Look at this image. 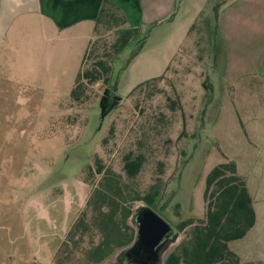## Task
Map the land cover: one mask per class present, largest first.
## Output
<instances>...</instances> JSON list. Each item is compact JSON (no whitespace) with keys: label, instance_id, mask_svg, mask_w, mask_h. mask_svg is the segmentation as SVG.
Returning a JSON list of instances; mask_svg holds the SVG:
<instances>
[{"label":"rangeland","instance_id":"rangeland-1","mask_svg":"<svg viewBox=\"0 0 264 264\" xmlns=\"http://www.w3.org/2000/svg\"><path fill=\"white\" fill-rule=\"evenodd\" d=\"M231 1L182 0L174 37L197 24L177 56L163 36L168 25L142 27L147 46L129 64L138 41L110 57L116 29L103 27L83 69L106 60L109 80H85L79 99L72 97L81 66L71 42L44 36L36 14L10 18L0 3V264H125L119 254L133 241L101 262L91 256L102 237L88 202L104 176L119 180L132 212L146 203L134 198L159 183L154 208L176 227L206 219V177L225 155L238 161L257 214L230 247L242 262L264 264V139L253 133L256 120L226 105L220 87L215 15ZM10 23L21 30L12 42ZM130 153L145 157L135 177L124 169ZM192 226L180 230L165 259Z\"/></svg>","mask_w":264,"mask_h":264},{"label":"trees","instance_id":"trees-1","mask_svg":"<svg viewBox=\"0 0 264 264\" xmlns=\"http://www.w3.org/2000/svg\"><path fill=\"white\" fill-rule=\"evenodd\" d=\"M218 15V13L215 15L216 21ZM127 22L125 11L117 3L113 0L103 1L94 25L93 39L84 55L72 97L79 99L82 96L85 80L94 82L103 77L109 80L112 64L106 60L97 61L93 68L83 69L85 58L95 42L94 38L101 34L103 27L113 26L116 29L117 37L112 44L113 51L109 54L110 57L118 54L132 40H136L138 45L128 60L129 64L144 48L146 44L144 32L138 27H126ZM206 22L208 23L209 20ZM195 26L196 24L192 30ZM203 84L205 88L209 85L207 81ZM144 161L145 157L142 154L126 155L124 169L128 176H137L143 168ZM103 170L104 166L98 165L97 172L102 173ZM160 194V184L156 183L146 194H139L134 199L144 200L155 207ZM122 197L123 191L119 180L104 176L101 187L88 202L93 210L90 224L97 227L102 237L91 254L97 262L103 261L117 248L125 247L134 240L135 230L129 222L133 212L130 207L122 203ZM204 198L208 202L206 219L196 223L195 218H188L176 224L179 230L193 225L190 238L169 253L165 264H246L231 249L230 243L248 234L256 224L257 214L246 180L238 173L234 160L228 159L217 164L207 174ZM163 208L161 210H164ZM79 225L86 228L83 218L79 221Z\"/></svg>","mask_w":264,"mask_h":264},{"label":"crops","instance_id":"crops-1","mask_svg":"<svg viewBox=\"0 0 264 264\" xmlns=\"http://www.w3.org/2000/svg\"><path fill=\"white\" fill-rule=\"evenodd\" d=\"M103 1L0 0V3L9 9L10 18L38 15L39 27L43 35L52 34L58 40L71 42L72 51H78L75 52L77 56L74 64L77 66V59H79L82 66L84 55L93 39L94 25ZM113 1L125 11L128 17L126 27L141 29L168 25L163 36L168 33L166 36L171 38V52H174L173 55L176 56L182 50L181 43L190 37L192 27L197 24V22L186 24L182 36L174 37L176 31L172 27V22L180 14L182 0ZM226 6L220 8L215 22L219 45L217 60L224 82L220 87L223 97H226V105L234 107L231 110L235 113L237 111L238 116L240 114L249 116L247 121L256 120L258 125L255 126L253 133L257 135L256 137L260 136L259 138L264 139V0H233ZM202 11L200 7L196 9L197 19H200ZM171 27L173 29H169ZM141 31L143 32L142 29ZM20 32L19 28H14L10 23L11 42ZM147 43L146 40L142 50L146 48ZM176 56L173 57L176 58ZM51 58L54 56L52 55ZM246 131L249 132L250 137L251 131L248 128ZM225 157L226 160L232 159L227 155ZM232 160L236 162L238 169V161ZM238 173L242 175L239 169ZM247 186L253 198L248 183Z\"/></svg>","mask_w":264,"mask_h":264},{"label":"water","instance_id":"water-1","mask_svg":"<svg viewBox=\"0 0 264 264\" xmlns=\"http://www.w3.org/2000/svg\"><path fill=\"white\" fill-rule=\"evenodd\" d=\"M129 222L134 226L135 237L119 257L125 264H165L164 254L178 241L180 230L148 203L139 204Z\"/></svg>","mask_w":264,"mask_h":264}]
</instances>
